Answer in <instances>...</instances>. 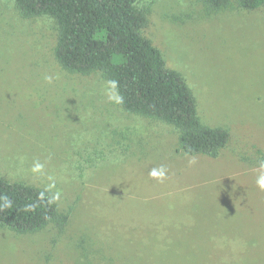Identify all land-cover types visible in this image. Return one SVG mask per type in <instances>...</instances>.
<instances>
[{"label": "rangeland", "instance_id": "374dc122", "mask_svg": "<svg viewBox=\"0 0 264 264\" xmlns=\"http://www.w3.org/2000/svg\"><path fill=\"white\" fill-rule=\"evenodd\" d=\"M136 6L228 145L216 158L183 153L173 126L110 101L101 73L61 67L54 18L0 0V177L49 191L69 215L33 233L0 226V264H264V8Z\"/></svg>", "mask_w": 264, "mask_h": 264}, {"label": "trees", "instance_id": "16d2710c", "mask_svg": "<svg viewBox=\"0 0 264 264\" xmlns=\"http://www.w3.org/2000/svg\"><path fill=\"white\" fill-rule=\"evenodd\" d=\"M14 1L24 19H55L59 26L55 58L64 70L101 73L106 81H118L124 98L121 108L173 126L179 132L180 151L216 158L228 145L230 132L202 122L185 78L168 67L162 52L144 35L148 16L137 8V0ZM201 1L209 13L264 8V0ZM0 197L12 202L0 211V226L17 233H33L50 222L63 228L69 221L47 190L0 177ZM27 205L32 210H26Z\"/></svg>", "mask_w": 264, "mask_h": 264}, {"label": "clouds", "instance_id": "9594fccd", "mask_svg": "<svg viewBox=\"0 0 264 264\" xmlns=\"http://www.w3.org/2000/svg\"><path fill=\"white\" fill-rule=\"evenodd\" d=\"M106 94L108 99L116 104H122L124 102L123 96H121L118 92V81L116 80L107 81ZM43 167L44 166L42 164L35 163L32 167V172H41ZM150 175L154 178L163 179L165 171L163 169H154L151 171ZM256 185L261 191H264V159L258 161ZM0 199L4 201L3 204H0V211H2L4 208H10L12 206L11 200H9L7 197H0ZM26 210H32V205H27Z\"/></svg>", "mask_w": 264, "mask_h": 264}, {"label": "crops", "instance_id": "0c3cea01", "mask_svg": "<svg viewBox=\"0 0 264 264\" xmlns=\"http://www.w3.org/2000/svg\"><path fill=\"white\" fill-rule=\"evenodd\" d=\"M14 182H18V181H14ZM23 183V182H22Z\"/></svg>", "mask_w": 264, "mask_h": 264}]
</instances>
